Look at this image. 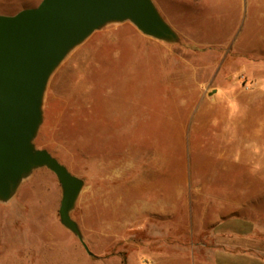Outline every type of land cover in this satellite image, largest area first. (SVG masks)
Here are the masks:
<instances>
[{
	"label": "rangeland",
	"instance_id": "374dc122",
	"mask_svg": "<svg viewBox=\"0 0 264 264\" xmlns=\"http://www.w3.org/2000/svg\"><path fill=\"white\" fill-rule=\"evenodd\" d=\"M153 2L178 41L110 22L44 92L34 143L84 180L71 218L92 254L41 167L0 201V264H213L243 223L264 258V0Z\"/></svg>",
	"mask_w": 264,
	"mask_h": 264
},
{
	"label": "water",
	"instance_id": "95a60500",
	"mask_svg": "<svg viewBox=\"0 0 264 264\" xmlns=\"http://www.w3.org/2000/svg\"><path fill=\"white\" fill-rule=\"evenodd\" d=\"M153 1L40 0L13 14L0 13V201H8L23 179L46 167L62 188L59 221L78 236L88 254L92 252L71 218L84 180L34 143L45 88L68 52L110 22L130 21L145 35L178 41Z\"/></svg>",
	"mask_w": 264,
	"mask_h": 264
},
{
	"label": "crops",
	"instance_id": "0c3cea01",
	"mask_svg": "<svg viewBox=\"0 0 264 264\" xmlns=\"http://www.w3.org/2000/svg\"><path fill=\"white\" fill-rule=\"evenodd\" d=\"M243 224L246 225L245 231L242 230L240 232L246 240L241 242V239H239L240 234H238L236 239H232L240 241L242 249L231 250L227 249V247L217 249L213 257V264H264V258L253 252L260 249L259 244L261 243L259 241L254 242L253 239L250 241L249 234L252 233L253 228L248 223Z\"/></svg>",
	"mask_w": 264,
	"mask_h": 264
}]
</instances>
